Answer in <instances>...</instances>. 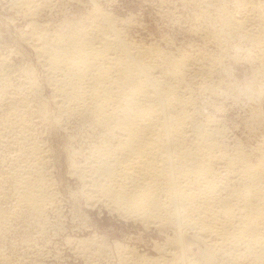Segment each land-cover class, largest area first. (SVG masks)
Instances as JSON below:
<instances>
[{"label":"rangeland","instance_id":"rangeland-1","mask_svg":"<svg viewBox=\"0 0 264 264\" xmlns=\"http://www.w3.org/2000/svg\"><path fill=\"white\" fill-rule=\"evenodd\" d=\"M32 1L0 0V264H187L183 260L208 255L213 238H205L207 245L182 224L121 214L92 193L77 170H87L90 155L96 159L104 133L91 118L79 119L74 107L72 116L54 103L56 88L31 35L42 29L67 34L89 25L95 13L103 22L116 21L129 43L202 63L205 73L183 76L192 107L199 119H217L225 144L257 164L264 148V0H47L35 12L28 8ZM11 95L18 98L7 101ZM37 174L46 184H35ZM27 178L48 197L42 214L19 198ZM230 258L220 261L236 264Z\"/></svg>","mask_w":264,"mask_h":264},{"label":"bare ground","instance_id":"bare-ground-1","mask_svg":"<svg viewBox=\"0 0 264 264\" xmlns=\"http://www.w3.org/2000/svg\"><path fill=\"white\" fill-rule=\"evenodd\" d=\"M45 1L33 0L28 8L35 12ZM100 15L93 13L89 25L67 34L51 36L42 29L31 35L56 88L54 103L65 113L75 108L79 119L81 115L91 118L104 133L106 141L94 149L96 159L90 155L86 172L77 170L80 178L121 214L146 223H179L194 231L202 243L207 244L208 237L215 240L207 244L209 249L206 245L208 255L197 261L182 259L187 264H223L220 258L226 256H233L236 264H264V148L257 164H251L240 150L225 144L226 132L217 119L205 114L199 119L183 76L187 71L203 73L202 63L189 64L186 56L167 57L156 45L129 43L116 21L103 22ZM243 24L237 20L234 25ZM247 33L246 39L255 41ZM14 96L7 101L18 98ZM233 175L236 178L231 180ZM39 176L35 184H46ZM32 180H25L19 198L41 213L48 197L34 189Z\"/></svg>","mask_w":264,"mask_h":264}]
</instances>
